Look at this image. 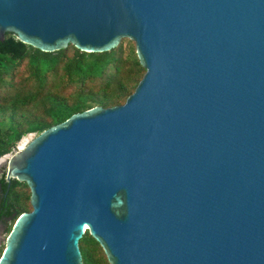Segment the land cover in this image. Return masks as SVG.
<instances>
[{
	"label": "water",
	"instance_id": "95a60500",
	"mask_svg": "<svg viewBox=\"0 0 264 264\" xmlns=\"http://www.w3.org/2000/svg\"><path fill=\"white\" fill-rule=\"evenodd\" d=\"M4 39H127L145 73L0 157L29 204L0 264H83L85 232L109 264H264V0H0Z\"/></svg>",
	"mask_w": 264,
	"mask_h": 264
},
{
	"label": "trees",
	"instance_id": "16d2710c",
	"mask_svg": "<svg viewBox=\"0 0 264 264\" xmlns=\"http://www.w3.org/2000/svg\"><path fill=\"white\" fill-rule=\"evenodd\" d=\"M144 73L127 39L103 53H83L71 45L44 53L0 41V157L13 152L27 134L36 136L73 113L123 103ZM4 175L0 169V225L9 232L29 204L25 186L13 179L7 184ZM79 248L83 264H109L88 232Z\"/></svg>",
	"mask_w": 264,
	"mask_h": 264
},
{
	"label": "rangeland",
	"instance_id": "374dc122",
	"mask_svg": "<svg viewBox=\"0 0 264 264\" xmlns=\"http://www.w3.org/2000/svg\"><path fill=\"white\" fill-rule=\"evenodd\" d=\"M27 135H28V134H27ZM27 135L23 137V138L26 139V141H29L30 138L34 137L33 134H31L30 137L27 136ZM20 142H21V141H19V142L16 144V149H18V145H19ZM0 169H4V166H1ZM11 225H12V224H11ZM7 233H8V232H5V231H2V232L0 233V248H3V238L6 236Z\"/></svg>",
	"mask_w": 264,
	"mask_h": 264
},
{
	"label": "bare ground",
	"instance_id": "6f19581e",
	"mask_svg": "<svg viewBox=\"0 0 264 264\" xmlns=\"http://www.w3.org/2000/svg\"><path fill=\"white\" fill-rule=\"evenodd\" d=\"M25 139L24 140H22L20 143H19V145H18V150H20L21 148H22V146L25 144Z\"/></svg>",
	"mask_w": 264,
	"mask_h": 264
},
{
	"label": "flooded vegetation",
	"instance_id": "af4514ba",
	"mask_svg": "<svg viewBox=\"0 0 264 264\" xmlns=\"http://www.w3.org/2000/svg\"><path fill=\"white\" fill-rule=\"evenodd\" d=\"M1 226V228H0V233L3 231V227H2V225H0Z\"/></svg>",
	"mask_w": 264,
	"mask_h": 264
}]
</instances>
